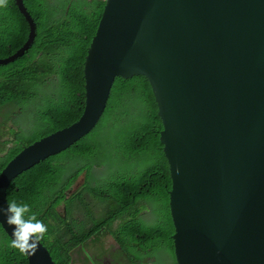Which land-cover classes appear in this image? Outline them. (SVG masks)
Here are the masks:
<instances>
[{
  "label": "water",
  "instance_id": "1",
  "mask_svg": "<svg viewBox=\"0 0 264 264\" xmlns=\"http://www.w3.org/2000/svg\"><path fill=\"white\" fill-rule=\"evenodd\" d=\"M16 4L28 37L0 65L37 35L24 0ZM84 72L81 118L8 162L0 208L21 172L94 130L116 78L145 76L163 123L177 264H264V0H105ZM0 224L12 239L4 214ZM25 254L27 264H56L42 240Z\"/></svg>",
  "mask_w": 264,
  "mask_h": 264
},
{
  "label": "trees",
  "instance_id": "2",
  "mask_svg": "<svg viewBox=\"0 0 264 264\" xmlns=\"http://www.w3.org/2000/svg\"><path fill=\"white\" fill-rule=\"evenodd\" d=\"M24 3L37 23V35L24 56L0 65V114L17 109L25 125L7 132L0 123V172L24 147L81 118L85 62L104 7L103 0ZM28 33L16 0H7L0 7V59L23 47ZM162 130L148 78L118 77L90 134L13 179L7 198L28 204L29 214L47 226L42 239L56 264H71L72 251L103 233L138 257V264H156L153 259L159 251L175 260L169 205L172 180ZM82 172L83 183L70 193ZM64 203L66 220L57 208ZM147 204L156 217L152 224L144 220ZM77 210L89 220L75 218ZM4 242L11 239L0 225V249ZM12 248L0 252V264H27L24 253L14 248L12 255Z\"/></svg>",
  "mask_w": 264,
  "mask_h": 264
},
{
  "label": "clouds",
  "instance_id": "3",
  "mask_svg": "<svg viewBox=\"0 0 264 264\" xmlns=\"http://www.w3.org/2000/svg\"><path fill=\"white\" fill-rule=\"evenodd\" d=\"M103 1H105V0H103ZM6 5H7V0H0V7H4ZM85 101H86V95H85ZM19 116H20V113H19ZM64 204L66 205V203H64ZM64 204H62L61 206H58L57 208H61ZM146 211H147V209L144 210V214L146 213ZM62 212H63V214H62ZM29 213H31V207L28 204H18L15 200H11V199H8L6 209L0 208V214H4L6 216L7 224L15 226L14 231L12 232V239L9 237L11 239L10 246L15 248V249H18L21 253H24L25 256H26L25 253H28V252L34 253L35 252V250L39 246L40 240L43 241L42 238H43L44 234L47 232V226L43 223V221L38 220L34 213L33 214H29ZM60 213H61L62 217H64V216L67 217V210H61ZM147 213H149V212H147ZM65 220H66V218H65ZM106 235H110V234H106ZM111 237H113V236H111ZM93 240H94V238L89 239L86 242H84L83 244L79 245L77 249L72 251L71 255L73 256L74 253H78V255H81L82 251L87 250V247L89 245L96 244L95 251L96 250L98 251V255L97 256L90 255V259H91L90 261L93 264H103V262H101V260H102V258H104L107 255V253L110 250V247H114V248H120L121 247L119 244H117L116 241H115L116 245L112 246V245H109L107 242H104L103 245L99 244L98 242H89V241H93ZM118 246H120V247H118ZM154 261H155V259H153V263H154ZM135 264H138V263L135 262Z\"/></svg>",
  "mask_w": 264,
  "mask_h": 264
},
{
  "label": "flooded vegetation",
  "instance_id": "4",
  "mask_svg": "<svg viewBox=\"0 0 264 264\" xmlns=\"http://www.w3.org/2000/svg\"><path fill=\"white\" fill-rule=\"evenodd\" d=\"M55 1H59V0H55ZM79 211V210H78ZM81 214V218L80 220H85V218H87V220H89V217L87 215H85V213L83 211H79ZM64 218H66L64 216ZM144 220L147 222H151L154 221L153 217L151 215V213H147L144 215ZM91 242V241H89ZM9 242H4L3 244V249H0L1 253H6V248H12L10 246L11 243ZM120 247V246H118ZM12 255H14L15 249L12 248L11 251ZM165 257V255H162ZM15 259H17V257L15 256ZM138 259V257H136L134 254H131L129 251L125 250V248H114V247H110L109 252L107 253V255L102 258L101 262H103V264H135L136 260ZM76 262H79V264H93L91 261H87V260H83L82 259V255H78V253H74V255H71V264H75ZM1 264H5V263H1Z\"/></svg>",
  "mask_w": 264,
  "mask_h": 264
},
{
  "label": "rangeland",
  "instance_id": "5",
  "mask_svg": "<svg viewBox=\"0 0 264 264\" xmlns=\"http://www.w3.org/2000/svg\"><path fill=\"white\" fill-rule=\"evenodd\" d=\"M19 113L20 112H18L17 111V109L16 110H14V111H12L11 113L9 112L8 113V111L6 110V109H4L3 110V112L0 114V123H4V125L6 126V131L7 132H10V131H12V130H19V128L20 127H23L25 124L23 123V121L22 120H20V116H19ZM6 140V138L4 139V141ZM12 140L14 141V139L12 138ZM11 147V146H10ZM83 180H84V173L82 172L80 175H79V177H78V179L76 180V182H75V184H74V188L78 185V187H80L81 186V184L83 183ZM77 187V188H78ZM147 207H148V209H147V211H146V213L147 212H151V215H152V217H153V220L155 221V215H154V213H153V209H152V207L149 205V204H147ZM63 208V206L61 207V209ZM145 213V214H146ZM74 217L75 218H79V220H80V218H81V214H80V212L79 211H77L76 213H75V215H74ZM154 221H151V222H149V223H154ZM112 244L113 245H116V243L115 242H112ZM162 252L163 251H159V252H156L155 253V255H154V258H155V261H156V264H176L175 263V260H173L171 257L168 259V258H166V257H164V256H162ZM75 264H79V262H76Z\"/></svg>",
  "mask_w": 264,
  "mask_h": 264
},
{
  "label": "crops",
  "instance_id": "6",
  "mask_svg": "<svg viewBox=\"0 0 264 264\" xmlns=\"http://www.w3.org/2000/svg\"><path fill=\"white\" fill-rule=\"evenodd\" d=\"M97 241H95V239L91 242H98L99 244L103 245L104 242H107L109 245H112V242H115L114 238L111 237L110 235H106V234H101L98 238H96ZM95 246L96 244H93V245H89L87 247V250H83L82 251V259L83 260H87L90 262V255L92 256H97L98 255V251L96 250L95 251ZM94 247V248H93ZM88 255V256H87ZM91 264V263H90Z\"/></svg>",
  "mask_w": 264,
  "mask_h": 264
},
{
  "label": "bare ground",
  "instance_id": "7",
  "mask_svg": "<svg viewBox=\"0 0 264 264\" xmlns=\"http://www.w3.org/2000/svg\"><path fill=\"white\" fill-rule=\"evenodd\" d=\"M88 256V255H87Z\"/></svg>",
  "mask_w": 264,
  "mask_h": 264
}]
</instances>
